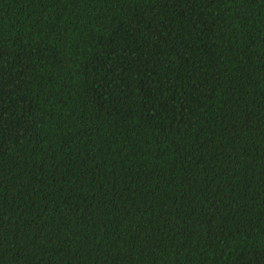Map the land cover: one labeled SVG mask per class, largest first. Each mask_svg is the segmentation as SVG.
Wrapping results in <instances>:
<instances>
[{
    "label": "trees",
    "instance_id": "16d2710c",
    "mask_svg": "<svg viewBox=\"0 0 264 264\" xmlns=\"http://www.w3.org/2000/svg\"><path fill=\"white\" fill-rule=\"evenodd\" d=\"M0 264H264V0H0Z\"/></svg>",
    "mask_w": 264,
    "mask_h": 264
}]
</instances>
